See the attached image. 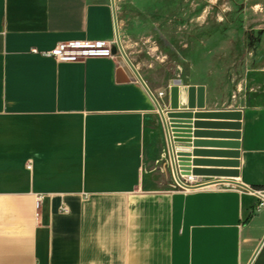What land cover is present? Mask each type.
I'll return each mask as SVG.
<instances>
[{
    "label": "crops",
    "instance_id": "0c3cea01",
    "mask_svg": "<svg viewBox=\"0 0 264 264\" xmlns=\"http://www.w3.org/2000/svg\"><path fill=\"white\" fill-rule=\"evenodd\" d=\"M158 5L115 0L126 54L167 119L240 114L200 120V139L229 144L200 147L192 163L203 185L251 189L149 185L156 167L174 180L166 130L113 53L111 0H0V264H264V69L221 106L210 82L150 79L138 47L157 29ZM69 41L110 42L114 57L48 54Z\"/></svg>",
    "mask_w": 264,
    "mask_h": 264
},
{
    "label": "rangeland",
    "instance_id": "374dc122",
    "mask_svg": "<svg viewBox=\"0 0 264 264\" xmlns=\"http://www.w3.org/2000/svg\"><path fill=\"white\" fill-rule=\"evenodd\" d=\"M153 13L157 29L138 47L150 79L210 82L209 98L218 106L249 93L264 69V0H159ZM149 185L177 187L161 167Z\"/></svg>",
    "mask_w": 264,
    "mask_h": 264
},
{
    "label": "water",
    "instance_id": "95a60500",
    "mask_svg": "<svg viewBox=\"0 0 264 264\" xmlns=\"http://www.w3.org/2000/svg\"><path fill=\"white\" fill-rule=\"evenodd\" d=\"M111 3H112L113 11H114V22H115V29H116V46L113 47V53L119 52L122 55V57L124 58V60L128 64V66L134 72L137 79L142 83V85L145 87V89L148 91V93L150 94V96L154 100L155 105L159 111V114H160L162 121L164 123V126H165L172 169H173L174 175L176 176L177 170H176L175 156H174V150H173L172 141H171L169 125L171 126L172 132L174 134V140L175 141H177V142H188V143H191L193 145L191 149L183 148L178 153L180 156L182 164H187L186 163L187 159H189L191 156L197 154L199 152L200 147H202V146H217V145L220 146L223 144H229V143H225V141L223 142V141H219V140L213 141V140L200 139V137L198 135L200 133L198 130V127L200 125L201 119H203V118L218 119V120L235 119L236 116H239L240 114L239 113H231V112H223V111H218V112H202L201 111V112H196L194 114L190 113V112L189 113H170V115L168 116V119H167V117L164 114L163 110L161 109L156 97L151 93L147 84L145 83V81L143 80V78L141 77L138 70L133 65V63L131 62L130 58L128 57V55L126 54V52L123 48V45L121 43L120 36H119V31H118V22H117L116 9H115V0H111ZM170 96H171L172 108L177 109L178 108L177 103L179 102V101L177 102V100H178L179 96L177 94L176 87H174L170 91ZM185 107L186 106H185V103L183 101L182 108H185ZM168 120H169V122H168ZM215 184H230V185L232 184V185H237V186H240L243 188L251 189L250 187H247L246 185L239 183V182H235V181H215V182H211V183H208L205 185L196 186V187H192V188L198 189V188H202L204 186H210V185H215Z\"/></svg>",
    "mask_w": 264,
    "mask_h": 264
},
{
    "label": "built area",
    "instance_id": "2783aa9c",
    "mask_svg": "<svg viewBox=\"0 0 264 264\" xmlns=\"http://www.w3.org/2000/svg\"><path fill=\"white\" fill-rule=\"evenodd\" d=\"M60 62H78L84 61L92 57H114L112 54V45L107 41H69L61 42L48 53ZM163 93H160L162 96ZM171 141L174 140V134L170 130ZM174 142V141H173ZM174 156L177 175H174V181L178 189L182 191L193 190L196 186L203 185L199 182L200 176L194 173L196 166L193 165V156L187 159V164H182L179 149L174 145ZM174 174V173H173ZM262 203L259 207L264 205V190L256 191ZM40 201V198H38Z\"/></svg>",
    "mask_w": 264,
    "mask_h": 264
},
{
    "label": "bare ground",
    "instance_id": "6f19581e",
    "mask_svg": "<svg viewBox=\"0 0 264 264\" xmlns=\"http://www.w3.org/2000/svg\"><path fill=\"white\" fill-rule=\"evenodd\" d=\"M172 145H174V142H173V140H172ZM174 150V149H173ZM222 181H230V180H222Z\"/></svg>",
    "mask_w": 264,
    "mask_h": 264
}]
</instances>
